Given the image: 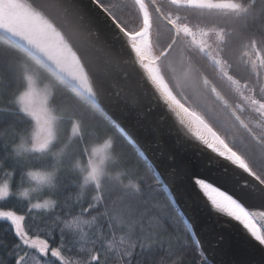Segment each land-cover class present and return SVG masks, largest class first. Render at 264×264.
Segmentation results:
<instances>
[{
  "label": "snow or ice",
  "instance_id": "1",
  "mask_svg": "<svg viewBox=\"0 0 264 264\" xmlns=\"http://www.w3.org/2000/svg\"><path fill=\"white\" fill-rule=\"evenodd\" d=\"M90 3L102 11L113 39L130 56L134 54L132 63L144 70L184 129L258 182L241 184L232 177L238 199L205 179L193 181L213 210L239 222L264 245V212L250 211L241 202L254 195L264 199V163L254 169L257 154L264 161V0L259 4L258 0H167V7L160 0ZM172 7L175 12L169 10ZM126 10L132 13L135 26L130 27L124 18ZM181 10L188 14L182 16ZM213 13L222 14L225 22L208 23L207 16ZM189 14H196L199 22H192ZM161 27L168 33L164 42L159 38ZM0 30L60 89L57 95L53 84L44 82L26 61L8 56L0 61L2 72L19 69L16 78L22 90L13 93L12 101L18 107L4 111L13 115L18 126L23 125L12 140L11 153L8 142L4 143L5 158H13V170L5 169L0 180V221L7 223L5 231L15 241L7 252L11 262L0 257V264H141L140 257L153 251H163L170 264H184L182 255L171 259L176 244L185 250L194 248L202 264H212L191 225L186 224L183 238L178 235L175 243L169 238L165 248L170 217L161 211L168 206H159L160 211L150 207L141 194L143 179L124 184L117 174L125 194L111 199L107 166L113 159L115 140L109 132L122 130L103 114L92 72L101 59L108 64L113 58L99 46V34L83 6L73 0L40 4L0 0ZM217 81L225 83L237 99L230 103L218 90ZM69 95L78 99L69 102ZM213 118L223 120L231 140L216 130ZM62 125L70 128V135L62 136ZM240 129L246 137L239 134ZM93 138L96 143H90ZM73 166L82 176L79 188L92 189L88 198L65 196V181ZM223 171L227 179L228 168ZM129 188L141 195L128 196ZM163 191L170 194L167 185ZM36 209L51 212L37 216ZM66 252L81 258L73 261Z\"/></svg>",
  "mask_w": 264,
  "mask_h": 264
},
{
  "label": "water",
  "instance_id": "2",
  "mask_svg": "<svg viewBox=\"0 0 264 264\" xmlns=\"http://www.w3.org/2000/svg\"><path fill=\"white\" fill-rule=\"evenodd\" d=\"M26 2L40 4L45 0ZM73 2L83 6L99 34V46L113 58L108 64L101 59L92 72L103 112L122 130L156 176L159 174L162 185H167L170 199L184 222L194 229L204 255L212 264H264V245L255 241L239 222L213 210L193 182L194 178L205 179L239 199L232 177L241 184L245 180L255 182L254 178L217 157L184 129L148 82L144 70L132 63L134 54L130 56L113 39L100 9L90 0ZM224 167L228 168L227 179ZM241 202L250 211L264 212V199L259 195Z\"/></svg>",
  "mask_w": 264,
  "mask_h": 264
},
{
  "label": "trees",
  "instance_id": "3",
  "mask_svg": "<svg viewBox=\"0 0 264 264\" xmlns=\"http://www.w3.org/2000/svg\"><path fill=\"white\" fill-rule=\"evenodd\" d=\"M107 2V0H105ZM130 3L131 0H128ZM161 3L165 4L167 7V0H160ZM260 0H258L259 4ZM169 10L175 12L176 9L174 7L170 8ZM180 14L183 16L186 13L185 10H181ZM124 18L129 21V26H135L134 18L131 12L125 11L123 13ZM207 15V14H206ZM189 19L192 22H199V18L196 14H189ZM207 22L212 23L215 22L217 24H223L225 22V17L222 14L213 13L210 16H207ZM155 32L156 29L153 30V39L155 41ZM168 33L165 29L161 27L160 29V41L164 42L167 39ZM5 56L13 57L17 61H26L30 67L36 71L41 73V77L44 82H51L54 87V91L59 95L60 89L57 86V82L54 78H49L47 73H45L44 69L40 68L39 65L36 64L22 49H20L17 45L9 42L7 36L0 32V61L3 60ZM211 69H209V72ZM19 76V69L16 70L14 73H5L0 71V180L4 178L3 171L6 169L8 171H12V156L9 155L5 158V150H4V143L8 142L9 148L8 152L11 153V143L13 138L17 135L20 127L23 125L18 126V122L15 120L13 115L10 112L4 111V109L9 107H18V105H13L12 101L14 100L13 93L18 94L17 89L22 90L20 87V81L16 78ZM218 90L221 92L222 95L225 96L229 102H233L237 99L234 92H232L225 83L217 81ZM175 90V89H174ZM212 99L211 97H209ZM78 97L74 95H69L68 100L69 102H74ZM198 110L205 111V114L208 115L205 108L202 105H198ZM215 107L218 111H220L219 102L215 103ZM104 115H106L103 112ZM107 116V115H106ZM108 117V116H107ZM102 118L98 116V119ZM109 118V117H108ZM224 118H227V113H224ZM112 121L109 118V122ZM213 126L216 128L217 131L221 132V134H225L231 140L232 133L225 131V124L223 120L217 121L214 118L211 119ZM62 136L70 135V128L67 125H62ZM240 135L246 134L243 130H238ZM110 135L114 137L115 140V147L112 150V161L107 166L108 172L111 174V185L113 186V191L111 193L112 200H118L119 197L125 194V190L120 185V182L116 179L117 174L120 175V179L123 180L124 184H127L129 181L133 183H138L142 179L144 183L141 185V194L145 199L150 202V207H154L156 211H160V207L162 205H167L166 209L161 211V214L167 213L170 217L168 224L166 225L167 231L164 232L165 238V248H167V241L169 238L172 239L173 243H175L177 236L179 235L183 238V230L186 226V223L183 220V217L178 212L176 206L170 199L168 193L163 191L162 182L156 176L154 170L151 166L147 163V161L139 154V151L136 147L129 141V139L121 132L113 129L109 132ZM103 138V137H102ZM18 142V141H17ZM97 141L93 138L90 143H96ZM246 142H249L246 138ZM62 145H58L59 148ZM75 160H73V165ZM264 161L259 159V155L254 162V169L259 170L261 164ZM15 179L19 180L18 173H13ZM72 180H75L76 183H71ZM159 180L160 183H156ZM68 187L65 191V196L71 197L72 200H75L78 196H83L84 198H88L92 195V189L89 186H85L83 190L79 188V184L82 183V176L80 175L79 171L75 169L73 166L71 169V174L68 179L65 181ZM25 186H28L25 184ZM126 194L128 196H139L141 194L135 193L131 188L126 190ZM49 197V196H48ZM44 198V197H43ZM55 199V197H49ZM47 199V198H45ZM35 202V200L33 201ZM18 206H22L18 202ZM51 212V210L45 209H36L35 213L37 216H43ZM7 228V223L4 221H0V257L4 258L5 260L11 262L12 258L7 256V252L11 250L12 245L15 241L14 236L5 231ZM65 255L72 259L73 261L80 259L81 257L77 256L75 252L68 253L66 252ZM183 256L184 264H202L198 254L196 253L194 248H189L187 250L180 248L178 244H176L174 248V255L171 259H176L178 256ZM161 257L164 258V264H170V258L163 252V251H153L150 254L140 257L141 264H161Z\"/></svg>",
  "mask_w": 264,
  "mask_h": 264
},
{
  "label": "rangeland",
  "instance_id": "4",
  "mask_svg": "<svg viewBox=\"0 0 264 264\" xmlns=\"http://www.w3.org/2000/svg\"><path fill=\"white\" fill-rule=\"evenodd\" d=\"M40 86L43 87V83H41ZM109 163H110V162H109ZM109 163H108V164H109ZM3 179H4V178H3ZM3 179H2V180H3ZM45 198H49V197H48V196H44V199H45Z\"/></svg>",
  "mask_w": 264,
  "mask_h": 264
},
{
  "label": "flooded vegetation",
  "instance_id": "5",
  "mask_svg": "<svg viewBox=\"0 0 264 264\" xmlns=\"http://www.w3.org/2000/svg\"><path fill=\"white\" fill-rule=\"evenodd\" d=\"M146 2H148V1L146 0Z\"/></svg>",
  "mask_w": 264,
  "mask_h": 264
}]
</instances>
